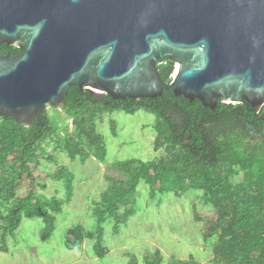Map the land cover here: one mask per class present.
Instances as JSON below:
<instances>
[{"label":"trees","instance_id":"16d2710c","mask_svg":"<svg viewBox=\"0 0 264 264\" xmlns=\"http://www.w3.org/2000/svg\"><path fill=\"white\" fill-rule=\"evenodd\" d=\"M21 48L2 44L1 54L14 56ZM174 61L165 57L157 65V74L165 82L173 76ZM60 107L71 119L57 127L47 109L29 126L11 117H0V252H6L5 241L13 234L22 218L41 219V238L54 229L55 216L72 196L73 175L58 166L46 178L62 182L65 197L40 199L32 187L33 171L41 159L55 163L53 153H65L70 160L84 163L93 157L105 162L106 148L96 124L106 113L116 111L133 115L143 111L155 116L153 149H161L162 157L142 161L126 159L113 162L103 179L106 188L91 202L90 213L95 221L93 230L75 225L66 233V246L73 248L85 239L93 242L96 258L108 252L102 246V225L111 219L112 230L123 225L133 214L132 204L137 186L143 183L151 198L172 194L181 197L200 192L202 203L213 210V218L202 230V239H213L210 264H264V105L255 110L242 101L224 104L217 99L215 108L204 107L194 99L163 91L155 98L114 99L71 86ZM30 182V190L18 195L22 178ZM44 189V186H41ZM120 207L125 208L121 214ZM130 207V208H129ZM143 264H162L160 251L142 257ZM128 264H138L133 256ZM167 264H196L192 257L170 258Z\"/></svg>","mask_w":264,"mask_h":264},{"label":"water","instance_id":"95a60500","mask_svg":"<svg viewBox=\"0 0 264 264\" xmlns=\"http://www.w3.org/2000/svg\"><path fill=\"white\" fill-rule=\"evenodd\" d=\"M0 117L29 126L71 86L264 105V0H0ZM177 67L163 82L157 65ZM264 219V217H263Z\"/></svg>","mask_w":264,"mask_h":264},{"label":"rangeland","instance_id":"374dc122","mask_svg":"<svg viewBox=\"0 0 264 264\" xmlns=\"http://www.w3.org/2000/svg\"><path fill=\"white\" fill-rule=\"evenodd\" d=\"M176 67L177 63H174L173 73ZM47 112L57 127L67 124L69 132L72 131L71 119L66 118L61 107L47 108ZM154 120V115L141 110L133 115L121 111L102 115L96 128L105 143L104 163L93 157L84 163L78 158L70 160L65 153H53L51 147H47L49 155L55 157V163L41 159L42 165L33 171V176L39 177L35 178L32 187L40 199H64L66 191L62 182L46 178L47 173L51 175L58 166H63L73 175L70 201L63 204L61 212L55 216L54 229L47 237L41 238V219L22 218L13 234L7 236V251L0 252V264H128L131 256L138 264H143L142 257L155 249L160 251L162 264H167L172 257L179 260L192 257L196 264H210L213 239L203 241L202 230L214 213L210 206L202 203L201 193L190 191L181 197L163 194L151 198L142 182L137 186L131 206L133 214L128 216L125 224L118 225L114 232L113 222L107 218L101 226V244L108 250L105 256L96 258L93 242L87 239L73 248L66 246V233L75 225H81L87 231L95 227L90 213L91 202L106 188L104 171L113 162L148 161L164 155L161 149H153ZM32 187L24 177L17 193L24 195ZM124 210L120 207L118 213Z\"/></svg>","mask_w":264,"mask_h":264}]
</instances>
